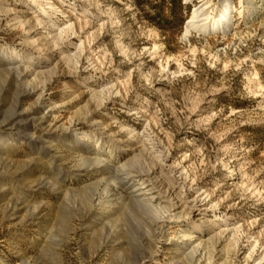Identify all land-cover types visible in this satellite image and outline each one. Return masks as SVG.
I'll use <instances>...</instances> for the list:
<instances>
[{"label": "rangeland", "instance_id": "obj_1", "mask_svg": "<svg viewBox=\"0 0 264 264\" xmlns=\"http://www.w3.org/2000/svg\"><path fill=\"white\" fill-rule=\"evenodd\" d=\"M49 1L0 0V264H264V0Z\"/></svg>", "mask_w": 264, "mask_h": 264}, {"label": "bare ground", "instance_id": "obj_2", "mask_svg": "<svg viewBox=\"0 0 264 264\" xmlns=\"http://www.w3.org/2000/svg\"><path fill=\"white\" fill-rule=\"evenodd\" d=\"M31 2L44 16L50 14L49 10L50 8H52L51 1L31 0ZM243 3H244V0H239L240 6H243L244 5ZM211 7L212 6L210 3H204L198 8L193 10L190 18L188 19L185 25V29L183 32L184 39L188 40L189 36L193 32L203 33V34H214L217 32H222L223 34H225L226 32L231 30V28L233 27L232 18H231L230 13L226 10V7L219 6L217 8V12L215 15H211L212 13V9H210ZM244 11H246V13H249V10L243 9V12ZM241 12L242 11H239L240 14ZM38 22H41V19H38ZM66 30H70L74 32V28L71 24L68 25L67 28L65 29L61 28L59 32L61 34V33H64ZM155 48L157 47L155 46ZM258 79L259 77L256 72H252L250 76L248 77V80L251 81L252 83H256ZM256 86H259V83H257ZM93 159L97 163H100L103 161L101 158H99V156H95ZM137 201L139 202L140 200H137ZM143 203L147 207H151L149 205L150 202L144 201ZM197 231L199 232V230Z\"/></svg>", "mask_w": 264, "mask_h": 264}]
</instances>
